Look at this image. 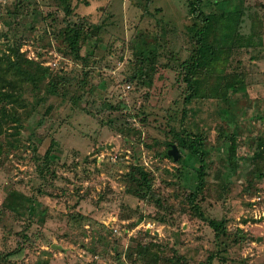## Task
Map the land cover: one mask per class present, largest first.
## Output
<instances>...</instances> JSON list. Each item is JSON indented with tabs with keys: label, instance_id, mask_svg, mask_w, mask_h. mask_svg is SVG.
<instances>
[{
	"label": "rangeland",
	"instance_id": "1",
	"mask_svg": "<svg viewBox=\"0 0 264 264\" xmlns=\"http://www.w3.org/2000/svg\"><path fill=\"white\" fill-rule=\"evenodd\" d=\"M191 1L0 0L20 124L0 136V264H147L149 243L156 264H264V0L203 1L215 55L183 104L202 26ZM188 134L203 140L202 219L199 163L177 146ZM139 171L159 203L139 195Z\"/></svg>",
	"mask_w": 264,
	"mask_h": 264
},
{
	"label": "trees",
	"instance_id": "2",
	"mask_svg": "<svg viewBox=\"0 0 264 264\" xmlns=\"http://www.w3.org/2000/svg\"><path fill=\"white\" fill-rule=\"evenodd\" d=\"M204 0H193L190 2L189 7L190 11L189 13L193 15L195 18V21L200 20L202 23V26L199 29L194 30V44H193V50L191 52V55L184 61L180 63V67L185 71V75H183V82L186 83V87L188 90V94L184 98V103L187 104L192 101V99L200 97L201 90L197 86V74L205 67H210V65L213 62V56L214 54V47L211 43L207 41L208 38V29L210 27V17L211 15H204V12L201 10V5ZM224 16V14H222ZM65 41L67 43V47L69 50H71L72 54L75 55L76 58H78V52H77V46L78 41L80 38V33L76 30L66 31L65 33ZM222 55H216V60H220ZM12 69V66L9 62V55H4L0 57V136L9 128L11 127L16 134H18L17 130L20 128V124L18 123L17 119V113L14 111V107L10 108L9 105H16L17 99H14L13 95L6 92V88L8 87L9 83L7 80H5V75L10 73ZM214 69V68H213ZM196 76V78H195ZM222 78V77H221ZM221 78L217 79V81H220ZM230 78L231 81H228V84L225 86V89L229 91V96L237 94L236 89L234 85L236 84V81ZM208 83L205 85L207 88ZM226 90H223V96L226 92ZM205 92V90H204ZM218 98V97H217ZM185 135V134H184ZM227 140V137H226ZM224 140V142H226ZM202 138L193 135H186L185 137H178L177 138V146L179 149H185L189 151V156H192L195 161L199 163V169L196 171L199 186L196 187L194 190L193 195L189 196L190 205L193 206L195 215L199 216V218H203V213L201 210L196 207L194 204V201L196 200V196L200 193L201 185L204 183V161H205V155L202 151L201 143ZM225 149H226V143ZM234 149L232 148L231 152L230 150H226V161L227 164L229 162L228 157L231 153H233ZM53 152L52 149H48L43 157V160H45V164L47 168H49V164L53 163V159L51 158ZM178 175H180L179 171L177 170ZM139 175L143 176L139 180L132 179L138 187L139 195H144V197L149 198L152 201H155L156 203H159V199L156 198L155 193L152 190L150 181L148 179V176L146 173L139 171ZM209 225V227L212 228V230L215 232V236L219 237L221 234L225 231V224L223 221L216 222L214 220H208L206 221ZM145 235H148L145 233ZM154 247L153 244L149 243L147 248H143L142 251L137 253V256H141V258L145 261L147 264L154 263L156 264L159 260L158 255L156 253L150 252L149 248ZM139 254V255H138ZM150 256L149 260L146 259V256ZM216 255L211 253L203 264H213V260H215Z\"/></svg>",
	"mask_w": 264,
	"mask_h": 264
},
{
	"label": "water",
	"instance_id": "3",
	"mask_svg": "<svg viewBox=\"0 0 264 264\" xmlns=\"http://www.w3.org/2000/svg\"><path fill=\"white\" fill-rule=\"evenodd\" d=\"M168 155H170L174 161H176L179 158V155L174 146L171 147V150L168 152Z\"/></svg>",
	"mask_w": 264,
	"mask_h": 264
}]
</instances>
